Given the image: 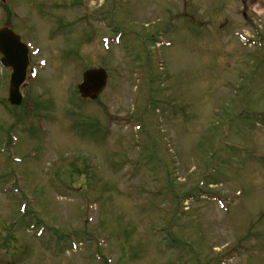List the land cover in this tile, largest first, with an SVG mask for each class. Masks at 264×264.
Returning <instances> with one entry per match:
<instances>
[{"label":"rangeland","instance_id":"rangeland-1","mask_svg":"<svg viewBox=\"0 0 264 264\" xmlns=\"http://www.w3.org/2000/svg\"><path fill=\"white\" fill-rule=\"evenodd\" d=\"M3 25L37 76L12 105L0 65V264H264V0H0Z\"/></svg>","mask_w":264,"mask_h":264},{"label":"water","instance_id":"water-1","mask_svg":"<svg viewBox=\"0 0 264 264\" xmlns=\"http://www.w3.org/2000/svg\"><path fill=\"white\" fill-rule=\"evenodd\" d=\"M1 63L12 70L9 79L8 100L11 104L21 102L20 86L26 79L29 66L28 52L20 36L8 27L0 28ZM107 82V74L103 68L88 69L83 73L82 83L78 91L83 98L95 99L103 91Z\"/></svg>","mask_w":264,"mask_h":264},{"label":"flooded vegetation","instance_id":"flooded-vegetation-1","mask_svg":"<svg viewBox=\"0 0 264 264\" xmlns=\"http://www.w3.org/2000/svg\"><path fill=\"white\" fill-rule=\"evenodd\" d=\"M244 238H245V236L244 237H241V239H242L241 242L243 241Z\"/></svg>","mask_w":264,"mask_h":264}]
</instances>
